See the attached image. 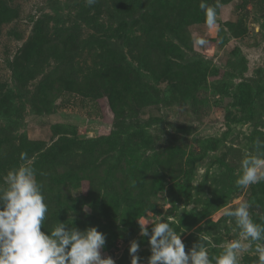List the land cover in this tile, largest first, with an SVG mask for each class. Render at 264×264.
Wrapping results in <instances>:
<instances>
[{
	"label": "rangeland",
	"instance_id": "rangeland-1",
	"mask_svg": "<svg viewBox=\"0 0 264 264\" xmlns=\"http://www.w3.org/2000/svg\"><path fill=\"white\" fill-rule=\"evenodd\" d=\"M220 2L209 29L200 0H0V185L27 153L43 227L75 216L106 234L116 264L133 239L147 264L138 219L161 215L186 251L202 235L212 255L240 238L225 208L253 202L260 222L264 182H234L264 139V0Z\"/></svg>",
	"mask_w": 264,
	"mask_h": 264
},
{
	"label": "clouds",
	"instance_id": "clouds-1",
	"mask_svg": "<svg viewBox=\"0 0 264 264\" xmlns=\"http://www.w3.org/2000/svg\"><path fill=\"white\" fill-rule=\"evenodd\" d=\"M85 3L91 7L97 0ZM221 7L220 0H215V4L200 0L199 8L209 29L217 25ZM192 42L194 47L208 44L202 36H194ZM20 161L7 171L0 185V264H116L112 256L102 254L107 237L98 227L72 226L75 216H69L65 222L58 220L51 230L43 227L49 211L44 184L38 180L27 153L20 154ZM261 182H264V139L257 137L253 152L245 153L241 159L234 183L237 189L246 190ZM252 206L253 202L243 201L224 209L223 215L234 220L240 238L221 245L216 255L210 254L202 235L186 251L182 240L185 231L177 232L161 215H156L155 222L150 218L138 219L139 236L148 239L147 264H240L241 253L250 249L256 256L253 264H264V216L256 222L250 213ZM84 211L87 213L88 207ZM140 247L138 240L130 241V264H141Z\"/></svg>",
	"mask_w": 264,
	"mask_h": 264
},
{
	"label": "trees",
	"instance_id": "trees-1",
	"mask_svg": "<svg viewBox=\"0 0 264 264\" xmlns=\"http://www.w3.org/2000/svg\"><path fill=\"white\" fill-rule=\"evenodd\" d=\"M135 140H140V136L139 135H137L136 137H135ZM74 161H72V163H73ZM65 165H66V168H67V166H70V170L71 171H69V172H71L72 173V176H74V177H80L79 176V173L81 172L83 175H85V176H88V174H85V172H86V170H83V169H81L80 170V167L79 166H76V164L77 163H75L74 165L73 164H69V163H64ZM78 165V164H77ZM93 181V185L95 186V185H98V184H100V185H105V183H100V182H97V181H94V180H92ZM47 227V226H46Z\"/></svg>",
	"mask_w": 264,
	"mask_h": 264
}]
</instances>
